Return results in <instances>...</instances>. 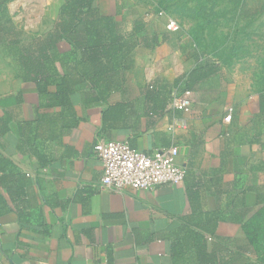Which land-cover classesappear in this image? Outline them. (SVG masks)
<instances>
[{
	"label": "crops",
	"instance_id": "0c3cea01",
	"mask_svg": "<svg viewBox=\"0 0 264 264\" xmlns=\"http://www.w3.org/2000/svg\"><path fill=\"white\" fill-rule=\"evenodd\" d=\"M63 2L7 0L5 7L15 27L40 37L55 27ZM59 49L66 53L69 47L61 43ZM167 51L164 45L152 51L135 48L132 69L108 101L120 104L114 128L103 129L101 113L107 105L88 103L83 85L72 96L77 124L64 129L71 117L44 109L34 84L22 81L0 46V156L29 182L23 203L17 204L22 220L0 187L7 210L0 215V264H204L189 245L179 261L172 259L171 250L184 243L187 232L202 235L207 253L216 259L244 245V225L262 207L257 198H264V148L260 154L255 150L258 95L241 99L230 124L223 121L226 111L204 128L188 111L172 119L178 111L169 105L162 116L147 113L145 92L133 94L141 102H131L128 88L152 81L157 71L151 67H166L168 55L160 54ZM141 63L147 73L134 79ZM107 141H127L141 152L175 146L177 162L186 170L183 182L154 191H101L102 167L93 147ZM210 215L217 220L213 237L201 230Z\"/></svg>",
	"mask_w": 264,
	"mask_h": 264
},
{
	"label": "trees",
	"instance_id": "16d2710c",
	"mask_svg": "<svg viewBox=\"0 0 264 264\" xmlns=\"http://www.w3.org/2000/svg\"><path fill=\"white\" fill-rule=\"evenodd\" d=\"M6 1L0 0V46L15 62L22 81L34 84L42 107L60 109L64 117H71L64 129L75 127L77 121L72 96L78 86L86 85L88 103L107 105L101 113L103 129L114 128L119 120L120 104L112 106L108 101L113 93L120 90L125 73L133 67V51L137 47L152 51L165 43L166 37L146 33L140 20L134 21L130 32H120L115 18L102 13L98 0H64L55 27L43 36L29 37L13 25L5 7ZM61 43L69 47L66 53L60 52ZM217 71L216 66L198 65L177 78L173 88L183 85L179 90L181 95L194 91ZM162 89H155L152 85L144 91L147 113L163 115L172 91L163 93ZM258 109L260 118L264 119V94L258 95ZM28 186L25 176L0 156V187L12 201L21 220L24 213L19 206L25 196L24 188ZM257 204H262V207L244 225L246 239L235 253L228 252L224 258L216 259L207 253L206 240L202 235L187 232L184 243H188L179 242L174 246L172 259L179 261L183 247L189 245L196 251L197 260L204 264H264V224L256 227L257 220L264 214V198H257ZM0 205L2 215L7 210L1 198ZM216 221L214 215H210L201 230L213 237ZM257 234L262 236L261 248L258 247Z\"/></svg>",
	"mask_w": 264,
	"mask_h": 264
},
{
	"label": "rangeland",
	"instance_id": "374dc122",
	"mask_svg": "<svg viewBox=\"0 0 264 264\" xmlns=\"http://www.w3.org/2000/svg\"><path fill=\"white\" fill-rule=\"evenodd\" d=\"M98 4L114 13L118 30L122 33L130 32L134 21L140 20L146 33L166 37V42L161 45L169 51L162 52L160 57L164 53L168 55V65L151 67L152 71H157L152 81L131 85L128 88L132 94L127 98L129 101L141 102L133 94L153 85L155 89L164 88L163 93L172 91L170 105L173 99L183 95L179 93L183 85L174 89V81L183 75H180L182 72L186 74L198 65L218 68L194 91L185 92L195 93L187 110L190 118L197 120L203 128L219 122L227 109L233 108L235 112L242 98L264 94V0H98ZM160 12H163L162 16H159ZM168 18L177 23L176 32L165 29ZM20 20L23 22V17ZM141 62L144 63L143 58ZM142 63L133 74L134 79H141L147 73ZM162 64L160 60L159 66ZM161 74L176 78L168 81ZM174 110L178 113L171 114L172 119H177L184 111L179 107ZM257 118L259 134L255 132V150L260 154L264 148V119ZM191 129L197 130L198 127L193 125ZM260 182H264V178ZM259 224H264V214L257 220V228L262 227ZM256 240L261 248V234L256 235Z\"/></svg>",
	"mask_w": 264,
	"mask_h": 264
},
{
	"label": "built area",
	"instance_id": "2783aa9c",
	"mask_svg": "<svg viewBox=\"0 0 264 264\" xmlns=\"http://www.w3.org/2000/svg\"><path fill=\"white\" fill-rule=\"evenodd\" d=\"M162 15L160 12L159 16ZM165 29L170 33L176 32L177 23L168 18ZM190 95L192 93H185L179 99H173L169 107L183 108L187 112L194 99L189 98ZM232 115L233 108L227 109L223 121L230 124ZM93 152L101 163L99 189L103 192L154 191L163 186H176L185 178L186 170L177 162L175 146L141 152L130 147L127 141H107L96 143Z\"/></svg>",
	"mask_w": 264,
	"mask_h": 264
}]
</instances>
